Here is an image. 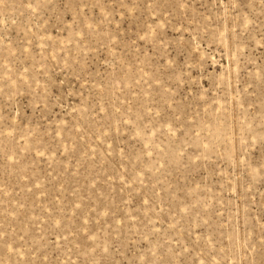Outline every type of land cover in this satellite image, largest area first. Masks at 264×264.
<instances>
[{
    "label": "rangeland",
    "instance_id": "1",
    "mask_svg": "<svg viewBox=\"0 0 264 264\" xmlns=\"http://www.w3.org/2000/svg\"><path fill=\"white\" fill-rule=\"evenodd\" d=\"M0 264H264V0H0Z\"/></svg>",
    "mask_w": 264,
    "mask_h": 264
}]
</instances>
